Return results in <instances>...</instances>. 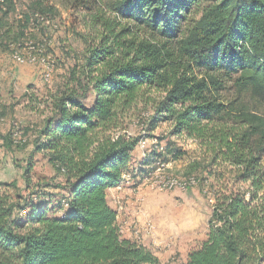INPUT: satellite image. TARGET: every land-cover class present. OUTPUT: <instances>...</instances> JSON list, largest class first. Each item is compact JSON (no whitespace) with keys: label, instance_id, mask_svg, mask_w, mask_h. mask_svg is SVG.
I'll use <instances>...</instances> for the list:
<instances>
[{"label":"trees","instance_id":"1","mask_svg":"<svg viewBox=\"0 0 264 264\" xmlns=\"http://www.w3.org/2000/svg\"><path fill=\"white\" fill-rule=\"evenodd\" d=\"M209 1L111 0L120 20L154 40L123 42L107 28L114 47L101 46L86 58L96 74L93 105L84 107L74 92L55 99V115L38 138L66 174L67 205L33 209L20 222L27 204L0 202V264H160L148 249L121 238L105 200L137 145L105 134L145 88L164 92L156 114L205 150L185 179L212 190L207 233L184 264H264V0ZM9 143L17 145L11 135ZM144 164L130 172L132 179L151 170ZM200 166L212 179L208 187L206 177L193 175ZM226 177L232 183H223Z\"/></svg>","mask_w":264,"mask_h":264},{"label":"rangeland","instance_id":"2","mask_svg":"<svg viewBox=\"0 0 264 264\" xmlns=\"http://www.w3.org/2000/svg\"><path fill=\"white\" fill-rule=\"evenodd\" d=\"M210 3L202 2L203 6ZM36 5L44 8L43 14ZM196 13L181 27L182 35L198 18ZM111 27L123 42L154 40L147 31L120 20L111 11V0H8L7 6H0V202L26 203L20 222L33 209L56 211L59 205H67L66 174L41 150L44 138L38 135L55 115V99L61 93L74 92L84 107L93 105L91 84L96 74L86 66V58L101 46L108 51L114 47L107 30ZM30 47L41 49L53 62L48 79L40 65L12 60L13 54L26 55ZM164 97L162 90H140L116 128L105 134L137 140L128 170L105 191V200L116 213L122 239L145 247L160 264H184L188 253L205 239L212 190L201 191V183L184 189L157 187L158 181L184 183L192 163L205 156L201 141L174 132L172 120L156 114ZM221 97L227 98L225 93ZM10 135L23 143L10 144ZM146 161L152 168L144 171L152 173L148 176L141 170L143 177L132 179L130 172ZM203 172L200 166L193 175L206 177L208 187L213 182ZM223 183L232 179L226 177Z\"/></svg>","mask_w":264,"mask_h":264},{"label":"built area","instance_id":"3","mask_svg":"<svg viewBox=\"0 0 264 264\" xmlns=\"http://www.w3.org/2000/svg\"><path fill=\"white\" fill-rule=\"evenodd\" d=\"M11 58L15 63L19 65H22L24 63H34V64L40 65L41 68L43 69L45 80L50 77V74L53 69V62H51L48 57H45L42 55L41 49L35 50L33 47H30L29 52L26 55H20V54L15 53L11 56ZM13 126L15 127V129H18L16 124H13ZM14 136H17V134L15 133ZM15 143L17 144L18 141H15ZM194 184L195 182L192 179L186 180L182 184H177V183H173L170 181H167L165 183L161 181L156 182L157 187L161 189L163 188L172 189L173 187L177 185H179L181 188L184 189L187 186H192Z\"/></svg>","mask_w":264,"mask_h":264},{"label":"crops","instance_id":"4","mask_svg":"<svg viewBox=\"0 0 264 264\" xmlns=\"http://www.w3.org/2000/svg\"><path fill=\"white\" fill-rule=\"evenodd\" d=\"M2 62V61H1Z\"/></svg>","mask_w":264,"mask_h":264}]
</instances>
